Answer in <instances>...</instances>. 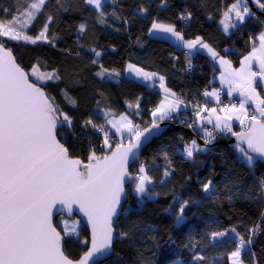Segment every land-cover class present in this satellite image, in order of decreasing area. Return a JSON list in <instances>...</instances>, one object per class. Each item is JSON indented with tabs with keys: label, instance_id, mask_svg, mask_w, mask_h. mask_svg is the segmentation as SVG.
Segmentation results:
<instances>
[{
	"label": "snow or ice",
	"instance_id": "1",
	"mask_svg": "<svg viewBox=\"0 0 264 264\" xmlns=\"http://www.w3.org/2000/svg\"><path fill=\"white\" fill-rule=\"evenodd\" d=\"M171 7L169 0H0V264H264V167L257 174L264 0H182L173 17L159 15ZM202 16L229 40L240 32L244 51L193 32ZM138 22L148 25V40L182 53V66L168 53L173 74L192 75L197 56L211 64L202 92L174 90L167 71L149 70L147 57L106 66L117 49L100 44L97 26L129 33ZM41 47L59 55L37 53ZM125 81L158 99L146 109L141 93L118 108L105 85ZM173 123L196 134L180 135L175 151L164 139ZM221 136L235 138L229 151L250 182L230 172L221 187L179 167L177 153L202 163ZM162 194L160 211L171 222L163 229L145 217ZM241 201L257 206L254 224L237 214ZM225 204L227 225L204 216L205 205ZM193 217L202 226L193 227Z\"/></svg>",
	"mask_w": 264,
	"mask_h": 264
},
{
	"label": "trees",
	"instance_id": "2",
	"mask_svg": "<svg viewBox=\"0 0 264 264\" xmlns=\"http://www.w3.org/2000/svg\"><path fill=\"white\" fill-rule=\"evenodd\" d=\"M125 2L133 6L135 4V0H125ZM169 3L172 5V7L167 12L161 11L159 13L162 18L173 17V13L179 11L182 0H169ZM147 26L148 25L146 24L138 22L130 29L129 33H125L123 29H121L120 32H115L111 28L97 26L95 35L99 38L100 44L109 50L113 45L117 49L115 53L110 52L109 55L104 57L106 66L122 67L123 61L129 59V57H131L134 62H144L145 57H147L146 65L149 67V70L159 69L162 72L167 71L170 80L169 86L174 88V90H183L185 93H189L203 89L207 84V80L212 77L211 64L203 56H197L193 60V63L197 65V68L192 75L182 73L178 70H175V74H173L174 70L168 63V53L172 52L176 55H179L181 66L184 63V57L182 53L176 52V49L174 47H169V44L166 42L148 40L146 33ZM192 31L196 32L197 34H202L208 39L226 42L227 46L235 44L239 52L244 51V41L240 39V32H237L229 40L221 31L217 30V24L215 21L209 22L204 19L203 16L198 22H196ZM189 35H191V33ZM138 36L141 37L142 41L145 42L144 47H140L136 44V37ZM71 39H73V37H69V41H71ZM21 51H23V49H21ZM36 52L45 53L50 57L59 55V53H57L55 50H48L43 47L37 48ZM30 55H35V53H30ZM25 62L27 63V61ZM235 66H238V64ZM105 88L111 92L113 100L120 102V104L116 105L118 108L122 106V101L124 99H133L135 96L140 95L141 93H143L146 98L144 104L146 109L152 106V101L158 99V97L153 94L154 90H148L142 87L138 82L131 83L125 81L121 82L120 84L113 82L106 84ZM148 119V115L143 116L144 121H147ZM137 122H141L139 118L137 119ZM234 130H237V125L234 126ZM180 135H183L188 140L192 139L190 133L186 130V127L179 124H176L175 126L170 125L169 129L166 131V137H164V139L167 143L172 145L173 151L182 147V144L178 139ZM172 137H176L177 139L172 140ZM227 139L228 137L226 140ZM231 145L232 144H217L213 153L199 157V161H202V163L192 164L191 162L181 161L179 159L178 153L176 155V160L179 164V167L184 170L185 174L193 176L194 179L197 176L201 178L211 176L221 185V187H223L225 183H231V180L229 179V173L234 172V174H237L242 178L243 182H250L247 167L243 166L241 163L235 162L234 155L229 151ZM224 160L228 161L227 166L224 165ZM261 167H264V165H258L257 174H259ZM171 186L172 185H169V187ZM191 187L193 191L196 190L195 184L191 185ZM160 201L161 203L159 204L149 205L145 211V217L155 227L163 229L166 224L170 226L171 222L168 221L160 211V209L166 206L164 203L165 197L163 194L160 197ZM235 210L237 214L242 215L244 220L250 221V223L253 224L255 223V216L253 215V212L257 210L256 205H249L246 202L241 201L236 203ZM202 211L204 212L205 217L211 216L213 219H218L225 225H227V216L231 214L227 204H225L222 209L215 205H205ZM245 212L248 213L247 216H243V213ZM192 223L193 227H195L197 224H201L202 226V221L195 217L192 218ZM82 229L84 228L82 227ZM259 240L264 241V235H262ZM165 247H167V245H165ZM177 251L179 252L181 250L178 249ZM124 256L125 260L129 262L136 258L133 255V252L127 249V247ZM173 258L175 259L178 257L174 256Z\"/></svg>",
	"mask_w": 264,
	"mask_h": 264
},
{
	"label": "water",
	"instance_id": "3",
	"mask_svg": "<svg viewBox=\"0 0 264 264\" xmlns=\"http://www.w3.org/2000/svg\"><path fill=\"white\" fill-rule=\"evenodd\" d=\"M173 126H175L176 124H172ZM186 130L190 133V135H191V137L192 138H194L195 137V133L194 132H192V130L191 129H188V128H186ZM201 143H202V141H201ZM234 144L235 143V138L234 137H232V138H228L226 141H223V140H217V142H216V144H215V146L217 145V144ZM83 228H84V225L82 224L81 225ZM85 230H86V228H84Z\"/></svg>",
	"mask_w": 264,
	"mask_h": 264
},
{
	"label": "built area",
	"instance_id": "4",
	"mask_svg": "<svg viewBox=\"0 0 264 264\" xmlns=\"http://www.w3.org/2000/svg\"><path fill=\"white\" fill-rule=\"evenodd\" d=\"M196 91H197V90H196ZM196 91H195V92H196ZM199 91L202 92L203 89H201V90H199ZM201 102H202V101H201ZM225 102H227V98H226V97H225ZM189 115H190V113H189ZM175 124H179V123H175ZM179 125H181V124H179ZM237 128H239V125H238V124H237ZM226 138H227V137H225V136H221L219 139L225 141Z\"/></svg>",
	"mask_w": 264,
	"mask_h": 264
},
{
	"label": "crops",
	"instance_id": "5",
	"mask_svg": "<svg viewBox=\"0 0 264 264\" xmlns=\"http://www.w3.org/2000/svg\"><path fill=\"white\" fill-rule=\"evenodd\" d=\"M139 83V82H138ZM215 86H219V83L217 82V84ZM238 123H234V126L237 125Z\"/></svg>",
	"mask_w": 264,
	"mask_h": 264
},
{
	"label": "rangeland",
	"instance_id": "6",
	"mask_svg": "<svg viewBox=\"0 0 264 264\" xmlns=\"http://www.w3.org/2000/svg\"><path fill=\"white\" fill-rule=\"evenodd\" d=\"M238 67V66H237ZM219 87V86H218ZM239 130V128H237V131Z\"/></svg>",
	"mask_w": 264,
	"mask_h": 264
}]
</instances>
